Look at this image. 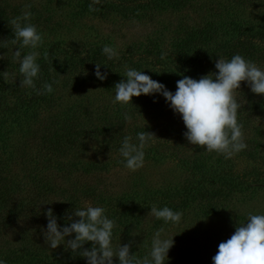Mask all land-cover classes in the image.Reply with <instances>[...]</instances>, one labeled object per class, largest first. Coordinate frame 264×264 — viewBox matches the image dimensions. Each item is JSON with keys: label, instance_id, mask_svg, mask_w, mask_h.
<instances>
[{"label": "rangeland", "instance_id": "obj_1", "mask_svg": "<svg viewBox=\"0 0 264 264\" xmlns=\"http://www.w3.org/2000/svg\"><path fill=\"white\" fill-rule=\"evenodd\" d=\"M170 1L160 6L151 2L139 5L123 14L117 10L99 13L84 8L80 11L81 0H0V25H11V20L22 14L24 6L31 4V23L43 33L42 46L56 43L52 67L54 63L57 66L69 62L71 51L85 53L94 47L109 45L117 50L119 57L131 55L136 60L149 47L173 49V43L209 23L224 24L234 19L246 29L264 21V12L260 11L264 10V0ZM4 31L0 29V56H5L0 63L19 64L13 56L18 45H13V35ZM4 40H9L6 46ZM43 47L37 49L41 56L46 52ZM27 51L30 49H24L23 53ZM251 61L264 69V53ZM144 67L149 69L147 75L173 93L176 82L183 76L198 80L217 71L209 63L200 65L190 59L186 63L169 59L160 68L150 61L142 67L128 62L115 67L102 64L101 73L109 75L113 69L117 71L111 79L107 76L109 83L95 80L83 69L61 72L53 92V108L39 110L38 124L42 125L56 110L80 103L85 109L81 119L86 131L67 143L63 153L52 156L73 170L64 176L58 166L46 170L57 189L48 198H39L36 208L54 210L55 204L58 208L66 207L69 196L79 201L85 199L92 206L104 207L106 215L116 222L114 247L131 242V252L142 258L150 251L155 232L163 228L162 235L173 236L174 240L166 264H213L218 245L234 234L238 222H246L248 213L264 214V95L252 93L242 83L237 99L244 106L238 116L244 125L248 148L225 159L190 144L184 136L187 129L182 117L173 112L160 94L133 97V105L113 104L114 86L126 80V69L145 71ZM154 69L157 74L152 73ZM125 112L132 116L130 123L124 119ZM122 114L123 118L117 120ZM95 126L99 132L93 131ZM143 128L157 137L145 149L144 166L135 172L124 164L105 167L107 161L123 158L119 149L125 136L138 144L137 133ZM13 171L24 185L25 168L18 165ZM91 190L98 193L92 195L93 199H86L82 193ZM94 199L99 202H93ZM152 205L182 212L181 221L166 224L154 219L148 215ZM3 217L0 213V248L34 250L10 264H87L85 258L66 251L63 244L56 249L48 248L41 232L48 222L44 212L36 220L14 217L6 221ZM66 239H74V234ZM85 247L90 248L91 244ZM113 260L119 264L117 257Z\"/></svg>", "mask_w": 264, "mask_h": 264}, {"label": "clouds", "instance_id": "obj_2", "mask_svg": "<svg viewBox=\"0 0 264 264\" xmlns=\"http://www.w3.org/2000/svg\"><path fill=\"white\" fill-rule=\"evenodd\" d=\"M98 4L100 0H92L89 11H98L94 7ZM31 7V4H26L22 14L10 22L14 35L11 43L18 45L12 51L20 65L19 76L22 79L19 86L30 88L37 95L51 94L54 91L51 83H43L40 89H37L35 83L41 71L37 62L41 53L37 49L44 44V36L31 23ZM260 11L264 12L262 9ZM3 43L6 46L8 41L4 40ZM24 49L30 51L23 53ZM102 52L109 60L119 58L117 50L109 45L103 46ZM166 55L167 53H162L161 59ZM4 58L5 56H0V59ZM47 58L48 53L45 52L44 59ZM100 68L101 64L96 63L94 74L97 79L106 80L108 73H101ZM215 69L217 71L209 72L198 80L183 76L176 82V91L173 93L143 71L127 68L124 74L126 80L122 79L114 86L113 104L133 105V97L160 94L173 112L182 117L187 129L184 136L190 144L231 159L248 148L244 125L238 116L239 110L244 106L237 99L239 90L242 83H246L252 93L264 95V69L240 54H235L230 59L219 57L215 61ZM4 75L6 77L7 72ZM13 82L15 83V79ZM124 119L130 123L132 116L125 112ZM155 138L154 133L142 131L137 134V144L132 142L130 136H125L119 149L125 168L132 172L142 168L145 149ZM150 209L148 215L166 224H178L183 215L167 206L158 208L152 205ZM44 214L48 222L46 229L42 228L41 232L48 248L56 249L63 244L66 251L71 250L85 258L87 264H114V257L118 258L119 264H166L168 252L174 244L173 236L169 238L162 235L164 229L161 228L153 235L150 251L141 258L131 252V242L113 246V230L117 225L106 215V209L102 206L85 203L82 208H74L65 214L67 223L63 227L57 223L58 217L51 208ZM73 234L74 239H66ZM89 243L91 247L86 248L85 245ZM212 260L213 264H264V214L248 213L247 221L238 222L234 234L218 245V251ZM0 264L6 262L0 260Z\"/></svg>", "mask_w": 264, "mask_h": 264}, {"label": "trees", "instance_id": "obj_3", "mask_svg": "<svg viewBox=\"0 0 264 264\" xmlns=\"http://www.w3.org/2000/svg\"><path fill=\"white\" fill-rule=\"evenodd\" d=\"M79 10L84 8L89 10V4L92 0H81ZM171 3L170 0H100V4L94 5L98 8L99 13L117 10L119 13L127 14L134 10L137 6L150 3L155 6L161 4ZM179 2V1H175ZM243 2V1H240ZM240 21L231 19L224 24L218 23L205 26H200L191 31L187 37L181 38L178 42L173 43V49L164 50L149 47L139 53L137 59L131 55H122L118 59L113 58L109 60L102 52V48L89 49L85 53H78L71 51L69 62L54 66L50 63L54 61L55 42L49 43L43 47L48 53V58L44 59V54L37 61L40 64L41 71L39 79L35 81L37 89H40L42 84L47 82L53 85L55 91L56 82L61 72L68 73L71 70L83 69L85 74L99 80L95 76V64L109 67H115L124 62L136 64V66H143V63L153 62L154 66L160 68L167 60H176L178 62H187L189 59L194 63L212 64L215 68V61L219 57L230 59L235 54H240L248 60L257 56H262L264 53V21L257 25L248 28H242ZM6 26V27H5ZM12 25L3 23L0 29H4L6 33L13 35ZM2 34V33H1ZM223 34V35H222ZM14 37V35H13ZM9 42V40H8ZM199 46L198 51H196ZM162 53H167L164 59H161ZM143 60L140 62V60ZM19 64L0 63V213L3 218L8 221L14 217H22L27 220H36L39 213H45L47 209L38 207L37 201L40 198H48V195L53 194L51 191L57 189L55 183L52 182L49 173L52 166H58L60 173L64 175L73 169H67L63 162L53 159L52 156L58 155L65 151L67 143L74 141L81 133H85L86 126L83 125L84 114L83 105L69 104L51 113L48 120H44L38 124L40 109L42 107L53 108L55 103L53 92L51 94L37 95L35 91L30 88H22L19 86ZM145 74L149 69L143 68ZM4 72H7L5 77ZM113 69L108 75V79L116 74ZM149 72V71H148ZM153 74H157V70H153ZM15 79V83L13 80ZM107 80V83L111 80ZM140 105V101L137 102ZM85 116V115H84ZM83 117V116H82ZM123 118V114L117 117V120ZM99 132L98 127H93V131ZM147 131V129H139V132ZM137 133V134H138ZM123 158L118 157L116 160H111L110 163L105 164H124ZM55 161V163H53ZM53 163V164H52ZM20 165L25 168V182L17 179L16 173L13 169ZM70 166V165H69ZM89 166V165H88ZM92 166V165H90ZM93 166H96L93 164ZM98 191H88L82 193L86 199H90L94 193ZM29 193V194H28ZM92 196V197H91ZM66 207L58 208L55 204L53 210L54 215L58 217L57 223L63 227L67 223L65 214L74 210V208L84 207L87 201H79L76 197L69 196L66 199ZM99 202V199H97ZM94 201L93 202H97ZM83 205H81V203ZM89 202V201H88ZM16 203V204H15ZM81 205V206H79ZM62 206V205H60ZM34 250L16 251L3 250L0 248V260H4L6 264L14 259L26 257Z\"/></svg>", "mask_w": 264, "mask_h": 264}]
</instances>
